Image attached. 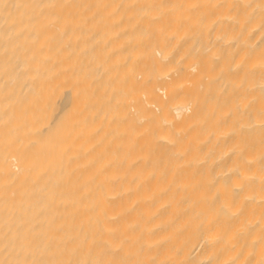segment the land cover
Listing matches in <instances>:
<instances>
[{"label":"bare ground","instance_id":"obj_1","mask_svg":"<svg viewBox=\"0 0 264 264\" xmlns=\"http://www.w3.org/2000/svg\"><path fill=\"white\" fill-rule=\"evenodd\" d=\"M0 264H264V0H0Z\"/></svg>","mask_w":264,"mask_h":264}]
</instances>
